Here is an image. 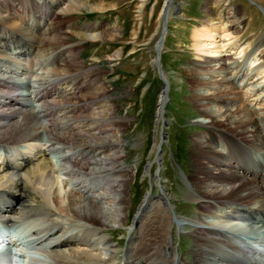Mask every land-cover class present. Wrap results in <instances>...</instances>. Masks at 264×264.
<instances>
[{
    "label": "bare ground",
    "instance_id": "1",
    "mask_svg": "<svg viewBox=\"0 0 264 264\" xmlns=\"http://www.w3.org/2000/svg\"><path fill=\"white\" fill-rule=\"evenodd\" d=\"M60 1L57 3V0H0V51L4 48L7 51V59H3L6 65L3 66L2 62L0 63V221L3 223L17 221V225L23 224L30 230L35 225H40L32 223V220L28 219L30 217L40 215V213L56 217L57 213L67 214L68 212L71 217L65 222L54 217L48 220L50 233L40 242L45 241L50 244V253L65 263H102L106 256L111 257L118 250L116 246L107 241L105 231L120 229L128 215V206L123 207V205L126 191L124 189L128 183L130 169L124 166V145L121 144L122 141L118 136L123 123H127L128 120L122 121L121 118H116L117 111L113 108L110 109L109 117H107L108 113L104 111L105 100L111 97H107L102 92L100 82H95L98 74H101V68L88 66L87 69L84 63H80L79 47L65 46L69 42L67 32L50 35V31L55 30L56 24H66L65 20L68 16L81 14L82 10L88 8V10H93L94 8L88 7V0ZM212 5L211 2H207L201 9L204 15L202 21H205L202 27L200 25L201 29L193 34L195 38L193 48L200 49L201 55L198 56L200 59L196 60L197 62L201 61L205 53L216 55L208 57L203 64L193 65L192 69L201 70L203 75L217 74L222 77L221 70L230 67L231 64L240 63L241 58L246 61L251 57L243 56L244 48L238 50L237 45L233 48L229 47L230 51L236 50L234 53L228 52L226 57L220 54V49L223 50L227 46H215L214 33L222 34L224 31L208 24L207 18L210 17ZM181 9H183V2L163 0L159 21L161 26L163 16L162 28L164 30L161 40H158L155 47L157 56L153 61H158L162 52L166 24ZM56 20L57 23H54ZM221 23L225 26L228 24L230 28L235 27L236 31L241 29V19L234 11L223 16ZM86 27L87 24L81 28ZM37 33L43 36L41 41H38ZM86 33L89 32L84 30L71 35L80 37L82 42L96 41L101 38L99 33L90 35ZM12 39L15 42L12 43ZM207 41L210 42L209 47L205 45ZM80 44L78 42L75 45ZM59 45L64 46L58 47ZM258 53L259 59H263L264 68V50H259ZM232 55L235 57L241 55L237 58L239 62L235 61ZM1 56L5 54L1 52ZM215 56L217 59L211 60ZM50 57H52V62L56 61L53 66L51 62H47ZM245 61L243 63H246ZM11 64L17 71L16 73L20 75L18 78L20 82H16L19 84L25 83L23 80L28 72L35 74L33 66L41 64L39 70L42 69V71L40 74H35L34 86L29 87V96L26 99L20 93L13 95L14 92L10 90L9 86L15 82L11 79L12 77L6 75L13 73ZM235 69L237 79H241L243 75L246 76L247 73L243 74L241 71V65L238 64ZM46 73H53L58 80L52 82L54 80L50 78L39 77ZM161 73L164 85L161 86L162 89L160 88L157 105L159 108L156 113L158 122L164 114L163 108L169 91V82L162 70ZM92 76L96 77L93 80L94 84L89 80ZM192 76H196V73ZM221 81H224L221 84H233L227 78L222 77ZM87 85H89L88 92H86ZM209 85L213 90L212 80L206 87L207 91H210ZM77 91L84 92V94L76 97ZM217 94L208 92L193 96L192 99L196 110L200 112L201 108L204 109L194 123L206 128L205 134L195 136L194 139L197 154L193 158L196 163L195 171L198 173L195 178L190 179L191 185L197 191L196 198L193 197L197 200L196 204L200 211L210 210L214 214L212 224L205 227L202 226V222L194 226L196 237L193 240L194 248H191V251L194 254L193 261H197L192 264H241L243 258L253 257L254 261L259 257L264 258V247L260 243L249 241V245H246L241 238L237 237L240 235L239 231L244 229L239 226L248 220L247 216H255L253 210L264 213V162L254 158V156H259L254 149L258 147L255 150L260 151L259 148L263 143V140L261 141L262 131L257 120L250 118L248 113H243L241 118H236L231 109L232 105L228 104L221 94ZM29 97L32 98L37 113L35 116L30 110L23 108L27 105L25 103L27 99L29 101ZM70 98L80 101V106L78 108L72 106L75 102L69 100ZM110 99L107 101L112 107ZM86 101L89 103H85ZM212 106L216 108L212 109ZM18 115H22L20 120L12 119ZM41 129H44L43 134L46 138L42 145L34 142L41 143L42 139L39 138ZM163 135L162 132L161 140L164 138ZM161 140L160 143L157 142L158 138L155 140L154 161L160 160ZM20 143L21 145L17 146ZM24 152L32 153L34 159L30 157L28 159L30 163L31 161L34 163L25 167L21 172H8V169H11V166L17 162V156L19 157ZM56 156L57 161L54 159ZM147 169L151 172L150 166ZM160 173L145 175L150 180L151 187L145 193L129 226L128 234L130 235L121 253L122 264H141L138 258L131 256L130 246L133 247L134 238H138L142 244L152 242L154 247L157 246L155 249L160 252V256L155 259L156 261H161L162 264H181L176 256L175 247L172 245L170 233L176 230L175 225L181 226L182 219L173 214L169 195L160 184ZM63 176L66 178L63 179ZM69 183L73 184L77 192L82 194L80 197V194L78 195L77 200L75 196L78 193L74 194L64 188ZM11 191L19 193V199H22L21 202L18 201L17 208L6 205L10 203L4 200L5 193ZM61 192H68V195L60 197ZM62 202L64 206L60 207ZM218 207L221 210L219 214H216ZM156 209L162 212L157 227L159 236L152 234L148 227L149 212L152 213ZM75 222L80 225H76ZM211 235L217 238L223 237L229 242L226 241L225 245L221 243V239L210 238ZM139 247L146 248L147 245Z\"/></svg>",
    "mask_w": 264,
    "mask_h": 264
},
{
    "label": "rangeland",
    "instance_id": "2",
    "mask_svg": "<svg viewBox=\"0 0 264 264\" xmlns=\"http://www.w3.org/2000/svg\"><path fill=\"white\" fill-rule=\"evenodd\" d=\"M88 1V7L94 8L93 10H88L89 8L87 7L88 9L82 10L81 14L68 16L65 20L66 24H56L54 26L55 30L50 31V35L67 32L69 36V42L67 43L69 45L65 44V46L72 45L79 47L80 63H84L87 69L89 67L101 68V74H98L99 80L96 79V75L92 76L89 80L92 84H94V79H96V83L100 82L102 92L107 97H111V99L105 100L104 111H107V117H109L110 109L113 108L117 111L115 114L116 118L119 117L122 121L128 120L127 123H123L121 131L118 134L122 141L121 144L124 145V166L130 169L128 183L124 189L126 191L124 192L125 202L123 205V207L128 206V215L120 229L105 231L108 238L107 241L118 248L116 253L111 255V257L106 256L102 263L94 264H122L121 253L122 249L126 246L125 240L130 235L128 234L129 226H131L133 216L137 212L139 204L143 201L145 193L151 187L150 180L145 175L159 172H161L160 184L163 185L165 192L169 195L172 210L175 212L173 214L182 219V224L180 222L181 226L175 225V228L177 227L176 230L170 233L176 256H178L181 264L195 263L197 260L193 261L194 254L191 251V248H194L192 245L196 237V228L194 226L202 222L204 223H202V226L205 227L212 224L214 214L210 210L200 211L196 204L197 200L193 197L195 196L196 198L197 191L191 185L190 179L195 178L198 173V171H195L196 163L193 158L197 154L194 139L195 136L205 134L206 128L194 123L196 118L201 116L200 112L204 109L201 108L200 112L196 110L192 99L194 98L193 96L208 92L218 93L217 95L221 94L223 99L232 105L231 109H233L236 118H241L244 115L243 113H248L250 118L257 120L258 126L262 131L263 139L261 141L263 140V143L259 148L260 151L255 150L258 147L254 149V152L259 155L258 157L254 156V158H258L264 162V68L263 59H259L258 57V51L264 50V0H179V2H183V9L166 24L165 41L159 56L160 67L169 82L168 97L163 108L164 114L159 122L156 118V113L159 109L157 105L162 85L151 62L156 55L155 42L163 26L162 24L160 26L159 21L163 0ZM60 2V0H57V3ZM207 2L213 4L210 17L207 18L209 20L208 24H212L211 26L224 31L222 34L214 33L215 46H227L223 50L220 49V54L226 57V53H234L236 50L230 51L229 47L233 48V46L237 45L239 47L238 50L245 49H243V56L249 55L251 57L246 61L245 59L241 60V58L240 63L231 64L230 67L225 68L223 71L221 70L222 77L229 79L233 84H221L224 81H221L222 77L220 75L213 74L207 76L203 75L201 70L195 71V68L192 69L193 65L203 64L208 57L216 55L205 53L201 61L197 62L196 60L200 59L198 56L201 55L200 49L193 48L195 42L193 34L201 29L203 21H205H202L204 15L201 9ZM233 11L237 12L238 17L241 19V29L238 31H236L235 27L230 28L227 26L228 24L225 26V24L222 25L221 23L222 17L227 16V14ZM54 23H57V20ZM86 24L87 27L85 29L81 28ZM84 30L89 32L86 33L88 35L99 33L101 38L96 41L86 40L82 42L80 37L71 35L72 33H80ZM223 34L228 37L222 36ZM36 37H38V41H41L43 38L40 34ZM11 41L12 43L15 42L14 39ZM78 42L81 44L75 45ZM205 45L209 47L210 42H205ZM60 46L64 45H59L58 47ZM5 47H9V45H5ZM1 52L5 54V56H1L2 58L0 57V60L2 59L0 63L2 62L1 65L4 66L6 65L4 60L7 59V51L4 48ZM240 57L232 55V58L238 62L237 58ZM218 58L220 59V57ZM212 59H217V56ZM47 60L48 63H52V66L56 64V61L52 62V57ZM244 61L246 63H243ZM226 63L230 64V62ZM238 64L241 65L242 73H247L241 79H237L238 77L236 78L235 75V71H237L235 68H237ZM39 68H41V64L33 66L35 74L41 73L42 69L39 70ZM11 72L13 73L6 75L12 77L11 79L15 81L13 85L16 82H20L18 81L20 75L16 73L17 71L14 70L12 64ZM194 73H196V76H192ZM27 74L32 75V77H28L24 84H18V93L28 94L25 96V99L29 96V87L31 88L35 83V74L29 72ZM41 75H39L40 78H50L54 80L52 82L58 80L53 73ZM195 77L197 79H194ZM211 80L214 83V89L212 90V87L209 85L211 88L210 91H207L206 87ZM57 82L59 83V81ZM87 86L86 92L89 91V85ZM10 88L13 89L14 86ZM81 94H84V92L77 91L76 97ZM109 99L111 100L110 104H112V107L108 104L107 100ZM69 100L75 102L72 106L76 108L80 106V101H77L76 98H70ZM26 102L25 104L27 105L23 106L22 104L23 108L30 110L35 116L37 113L35 112L32 98L29 97V101L27 99ZM85 103L89 102L86 101ZM215 108V106H212V109ZM21 117L22 115H18L12 119L20 120ZM40 131L42 136L40 134L39 138L43 142V140H46L43 134L44 129ZM162 132L164 133V138L161 140ZM157 138L159 140L157 142L160 143V140L162 141V154L159 156V161H154L153 159L156 155L154 143ZM237 139L241 140L239 137ZM4 145L8 146L7 144ZM218 150L221 149L218 148ZM27 166H21L20 169L12 170L11 173L21 172ZM148 166L151 167V172L147 169ZM64 178L66 177L63 176ZM64 188L67 191L74 192V194L78 193L73 184L69 183ZM66 195H68V192H61L60 197H65ZM78 195L80 197L82 194L78 193L77 196H71H75L77 200ZM18 197L15 196V199L17 202H21L22 199H18ZM61 206H64V202L60 203ZM216 209V214H219L220 207ZM68 214V212L67 214L57 213V216L53 217L65 222L70 220L71 216ZM53 217L43 215L42 213L30 217L28 218L29 220L34 222L36 219L35 223H39L40 225L30 230L27 227L24 232L15 234L17 241L13 248L17 253L16 258L21 264H69L61 261L62 259L57 258L59 259L57 260L50 253V244L45 241L40 242L42 238H45L50 233L48 228L50 222L48 220L53 219ZM148 217L149 229H151L152 234L159 236L160 233L157 227L160 223L162 212H158L156 209L152 213L149 212ZM261 218L260 216L259 219L263 221L264 218ZM75 224L80 225L77 222ZM37 227L40 229L37 230L39 231L37 235L31 234L30 231H33ZM255 227L256 225H248L240 233L246 236H254L258 233L264 235V225ZM46 229L48 230L46 231L48 232L47 234L44 231ZM131 236L134 237V234L131 233ZM227 237H230V235H227ZM210 238L221 239V243L225 245L227 244L226 241L229 242L227 239L225 241L223 237L217 238L211 235ZM138 241H140L138 238H134V245L133 247L130 246L132 257L138 258L141 264H162L161 261L155 260L160 256V252L155 249L157 246L154 247L151 244L152 242L145 244L143 242L142 244V241ZM142 245L144 247L147 245V247H139ZM212 245H214V242ZM131 262L133 263V261Z\"/></svg>",
    "mask_w": 264,
    "mask_h": 264
},
{
    "label": "water",
    "instance_id": "3",
    "mask_svg": "<svg viewBox=\"0 0 264 264\" xmlns=\"http://www.w3.org/2000/svg\"><path fill=\"white\" fill-rule=\"evenodd\" d=\"M161 21H162V25H163V22H164V17H163V16L161 17ZM163 30H164V29L162 28L161 33H160V40H161L162 35H163V33H162ZM157 70H158V68H157ZM159 75H160V74H159ZM162 85H164V80L162 81ZM163 96H164V93H163Z\"/></svg>",
    "mask_w": 264,
    "mask_h": 264
}]
</instances>
